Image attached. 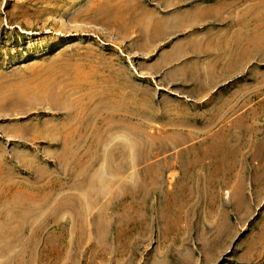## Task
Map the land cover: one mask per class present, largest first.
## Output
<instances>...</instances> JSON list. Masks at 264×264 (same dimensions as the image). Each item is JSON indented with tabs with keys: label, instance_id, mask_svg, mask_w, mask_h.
I'll return each mask as SVG.
<instances>
[{
	"label": "rangeland",
	"instance_id": "rangeland-1",
	"mask_svg": "<svg viewBox=\"0 0 264 264\" xmlns=\"http://www.w3.org/2000/svg\"><path fill=\"white\" fill-rule=\"evenodd\" d=\"M0 91V264H264V0H0Z\"/></svg>",
	"mask_w": 264,
	"mask_h": 264
},
{
	"label": "crops",
	"instance_id": "crops-1",
	"mask_svg": "<svg viewBox=\"0 0 264 264\" xmlns=\"http://www.w3.org/2000/svg\"><path fill=\"white\" fill-rule=\"evenodd\" d=\"M204 4L215 6V8H219L218 7L219 3H217V1H209V2H205ZM203 21L206 22L207 20H203ZM209 21L210 22H206L202 24L201 25L202 30L195 34L193 33L189 34L190 33L189 31L192 30L191 27L196 26V25H193V23L195 22H186L183 26H176L175 30L182 28V31H180V33H177L179 35L174 34L171 36L172 39L170 40L169 45H166V46L163 45L164 44L163 40L159 42L161 48L158 50V53L155 56V58L157 59L159 63V66H158V69H154V70L151 69V71L155 73L157 81L161 82V85H160L161 87L162 86L168 87V86H174V85H178L179 87V86H184L185 84H189L190 82L192 84L197 85L196 80L194 78L192 80H189L187 78L180 77L183 74V69H187L189 71H192L193 73L198 72V70L200 72H203V74L206 73L207 79L203 76L204 82H206L207 80L209 82L210 81L209 77L212 74L219 75L220 71L216 70L215 67H211L210 65L212 61H210L209 59L208 62H205V60L207 58H212V59L219 58L217 54L214 56L208 50L211 49L210 44L216 41L215 38L220 36L224 28L221 24H217V21H213V20H209ZM212 21L215 22L216 24H214ZM183 33L184 35H182ZM209 35L215 37L214 41H213V38H210ZM178 37L180 38L184 37V39H187L185 41H191L193 43H196L197 45L195 44L193 47H191L186 52L184 51L181 55H179L178 57H175V53L177 52V49H182V46H181L182 44L179 43V41H182V40L176 41ZM217 39L220 40L221 38L218 37ZM173 53H174V56L172 58ZM203 53L205 54V57H207L209 53V57L207 58L201 57V54ZM168 57L169 58L171 57L170 60L167 59ZM168 69H173V70H172V75L167 77L165 74H168L167 73ZM217 78L215 77V79L207 87V92L201 94L204 96L198 101H203L206 99L207 95H211V92L213 91L211 90L212 85L215 84V82L217 81ZM192 89L193 87L190 88V90Z\"/></svg>",
	"mask_w": 264,
	"mask_h": 264
},
{
	"label": "bare ground",
	"instance_id": "bare-ground-1",
	"mask_svg": "<svg viewBox=\"0 0 264 264\" xmlns=\"http://www.w3.org/2000/svg\"><path fill=\"white\" fill-rule=\"evenodd\" d=\"M179 55H181V53H180V50L179 49H177V52L175 53V57H178ZM1 92V91H0ZM4 93V92H3ZM18 95H19V92L17 93ZM16 95V94H15ZM14 95V96H15ZM10 96V95H9ZM19 98H20V96H19ZM4 99V98H3ZM0 105H1V101H0ZM17 110V109H16Z\"/></svg>",
	"mask_w": 264,
	"mask_h": 264
}]
</instances>
